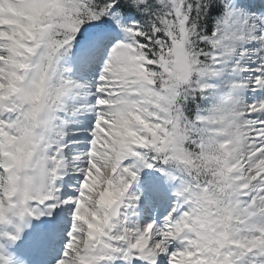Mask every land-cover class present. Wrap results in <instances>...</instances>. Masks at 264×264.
I'll use <instances>...</instances> for the list:
<instances>
[{
    "label": "snow or ice",
    "instance_id": "obj_1",
    "mask_svg": "<svg viewBox=\"0 0 264 264\" xmlns=\"http://www.w3.org/2000/svg\"><path fill=\"white\" fill-rule=\"evenodd\" d=\"M0 264H264V0H0Z\"/></svg>",
    "mask_w": 264,
    "mask_h": 264
}]
</instances>
